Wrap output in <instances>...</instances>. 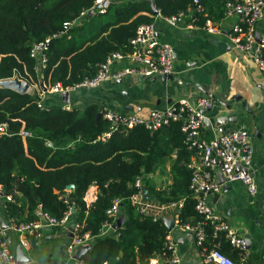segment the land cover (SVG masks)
Listing matches in <instances>:
<instances>
[{
	"label": "trees",
	"instance_id": "16d2710c",
	"mask_svg": "<svg viewBox=\"0 0 264 264\" xmlns=\"http://www.w3.org/2000/svg\"><path fill=\"white\" fill-rule=\"evenodd\" d=\"M95 1L0 0V80L17 77L28 83L39 79L46 87L57 83L74 86L93 76L97 65L110 54L128 52V40L137 26L155 19L147 0H110L104 13L96 11L87 16ZM198 1L206 16L199 15L197 24L203 25L206 18L222 20L225 4L234 0ZM191 3L154 0L158 14L164 18L186 11ZM81 12H86L85 16L81 17ZM95 16L97 20L86 23ZM78 17L79 23L64 31V24ZM54 34L57 36L50 39L44 51L46 61L39 63L29 54L32 43ZM39 65L41 69L37 70ZM39 100L34 92L20 94L0 87V123H7V132L0 136V186L14 198L6 204L9 217L17 222L31 220L35 217L33 210L40 205L60 218L71 208L73 220L82 225L80 232L97 237L105 210L113 200L135 192L134 181L140 178L151 202H181L179 224H193L199 219L190 189L193 153L187 149L181 121L152 132L142 125L114 130L96 105L67 110L52 104L40 109ZM21 131L29 135L22 136ZM108 131L110 136L103 141L100 137ZM61 139H70L72 144L51 145V141ZM172 155L170 183L155 187L147 175ZM92 184L98 194L87 206L83 197ZM68 185H72L70 190H66ZM120 210L124 221L117 230L119 236H103L93 242L81 258L83 264H149L151 257L163 252L164 257L171 256L165 246L169 231L163 220L154 221L138 213L125 200ZM207 228L205 244L221 240V250L237 261V250L222 237L212 238ZM29 242L27 251L36 243L34 238Z\"/></svg>",
	"mask_w": 264,
	"mask_h": 264
},
{
	"label": "built area",
	"instance_id": "2783aa9c",
	"mask_svg": "<svg viewBox=\"0 0 264 264\" xmlns=\"http://www.w3.org/2000/svg\"><path fill=\"white\" fill-rule=\"evenodd\" d=\"M104 1L96 0L94 7L90 10L104 13L107 6L103 5ZM107 2L109 3L110 0ZM225 8L223 19L235 16L226 31L222 32L224 29L223 20L213 21L206 18L202 27L210 34L225 33L233 48L240 53L247 54L254 66L264 75V27H259V22L263 19L264 14V0L229 1L225 4ZM85 14L86 12L80 13L81 17ZM201 14H204V8L198 0H192L186 11L165 17V19L175 23L183 21L187 17L190 23L195 25ZM76 20L66 22L63 26L64 31L76 23ZM56 36L57 34H54L52 37L32 43L30 56L37 59L39 63H44L46 61L44 51L50 39ZM128 43L130 46L128 52L110 54L104 62L97 65L93 76L85 77L78 84L69 87H63L60 83L52 87L42 85L44 92L61 93L64 91L72 92L79 88H95L107 81L128 74L142 77L174 74L173 48L158 39L153 22L138 25L135 34L128 40ZM117 60H127L131 64L114 69L112 66ZM212 99L213 96L210 93L198 96L194 101L183 98L162 109L152 108L145 115L126 114L108 108L100 110L102 117L110 122L114 130L119 127L129 129L142 125L153 131L171 122L181 121L180 129L185 136L187 149L192 151V160L196 161V165L189 164L192 169L190 189L196 201L195 211L199 215V219L193 224H179L178 212L181 208V202L155 204L150 199H145L142 192L144 188L142 180L137 178L133 184L135 192L127 197L113 200L105 210L106 218L101 224L98 236H119L118 229L114 228V225L116 218L122 214L121 203L125 200L133 205L138 213L148 215L154 221H164L167 219V214L170 213V218L174 223L192 235L194 244L199 249L205 264H244L247 255L245 238L238 234L236 229L227 221L220 218L207 202L206 196L220 191V185L215 179L217 170L222 173L225 180H239L246 185L248 192L256 193V180L249 172L252 164V147L246 132L239 128L221 132L211 139L203 136L202 128L205 125L203 110L213 101ZM37 105L40 109H44V106L39 102ZM62 107L66 109L64 105ZM6 132L7 123H0V136ZM20 134L22 136L29 135L26 131H21ZM109 136L110 131L104 133L101 138L105 139ZM13 201L12 194L6 193L0 186V264H20L15 255L17 246L28 257L25 251L30 248L29 238H34L35 245H38L44 236V229L66 228L70 221H73L72 229H70L72 237L66 246L67 258L70 263L75 260L76 264H83L81 259H74L73 256L79 248L86 245L90 246L91 240L96 236H91L88 232H80L82 225L73 220L71 208L66 210L62 217L56 218L45 212L40 205H37L33 210L35 215L33 219L17 222L6 213L7 202ZM207 227L211 230L212 238L220 239L222 237L233 249L237 250V261L221 250V240H216L209 245L205 244L208 236ZM108 231L112 232V235H106ZM165 246L170 251L171 256L164 257L165 252H163L151 257L149 264H164L163 261L167 264L178 263L179 260L174 254V242L169 233L165 237ZM50 264L57 263L52 262ZM103 264L108 263L103 262Z\"/></svg>",
	"mask_w": 264,
	"mask_h": 264
},
{
	"label": "crops",
	"instance_id": "0c3cea01",
	"mask_svg": "<svg viewBox=\"0 0 264 264\" xmlns=\"http://www.w3.org/2000/svg\"><path fill=\"white\" fill-rule=\"evenodd\" d=\"M234 18L222 19V32L226 31ZM153 23L158 39L173 48L172 79L128 74L99 87L79 88L69 92L68 103L62 102L60 93H45L42 86L44 83L40 84L39 79L37 83H29L31 93L36 92L40 97L39 103L44 106L59 104L67 110H83L89 105H96L99 110L108 108L139 115L147 114L152 108L162 109L183 98L194 101L198 96L209 93L213 96L212 100L228 104L229 108H225L213 102V110L205 115L210 125L205 123L202 134L211 139L232 129L239 128L246 132L252 147L249 172L256 180L257 190L251 194L241 181H227L217 170L215 179L220 185V191L207 194L206 200L222 220L227 221L245 238L247 255L244 264H264V75L247 54L233 48L225 33L210 34L202 25L190 23L187 17L183 21L171 23L157 14ZM259 27H264V14ZM130 64L127 60H117L112 67L118 69ZM40 69L39 65L37 70ZM99 115L96 114L95 119ZM71 144L70 139L51 141L54 147ZM173 156L159 164L155 172L147 175L155 187H164L170 183L169 168ZM192 157L190 164L196 165ZM161 178L165 179L164 185H160ZM97 194V186L90 185L83 197L87 206L94 202ZM166 217L171 219L170 213ZM72 224L73 221H70L66 228L44 229L39 244L27 251L30 261L26 264H76L75 260L70 263L66 254V246L72 237ZM169 234L174 242V254L179 260L177 264H205L190 233L174 223ZM106 235H112V232L108 231ZM101 237H94L91 242ZM43 245L49 247L41 251Z\"/></svg>",
	"mask_w": 264,
	"mask_h": 264
},
{
	"label": "water",
	"instance_id": "95a60500",
	"mask_svg": "<svg viewBox=\"0 0 264 264\" xmlns=\"http://www.w3.org/2000/svg\"><path fill=\"white\" fill-rule=\"evenodd\" d=\"M147 1L150 3V7L152 9L153 15H157L158 14V10L156 9V7L154 5V0H147ZM107 4H108V2H107V0H105L103 5H107ZM93 13H94L93 10H89L88 13H87V16H90ZM79 21H80V19H77L76 23H79ZM172 78H173V74L161 75V79L162 80H167V79H172ZM0 87L16 91V92H18L20 94H26V93H28V91L30 89V85H29L28 82H26L25 80L19 79L17 77H12V78H9V79L0 80ZM60 94H61L62 102L63 103H68L69 92L64 91V92H61ZM213 102H218L219 104H221V106H224L225 108H229V105L224 103V102H222L221 100H215V101L213 100L203 110V113L205 115L209 111L213 110V107H214ZM205 123L210 125V120H209V118L207 116H205ZM71 188H72V185H68L66 187L67 190H69ZM142 192H143V194L145 196V199H147V200L150 199V196L147 195V189L146 188H143ZM71 212H73V209L71 210ZM123 221H124L123 214H119V216L116 218L114 228L119 229L121 227V225L123 224ZM164 224H165V226L167 227V229L169 231V230H171L173 228L174 222H173L172 219H168L167 218V219H164ZM89 248H90L89 245H86V246H83L82 248H79L75 252L73 258L74 259H81L83 254L85 252H87L89 250ZM15 255H16L17 261L20 264H25V263L29 262V258L24 254V252L22 251V249L19 246H17L16 249H15Z\"/></svg>",
	"mask_w": 264,
	"mask_h": 264
},
{
	"label": "rangeland",
	"instance_id": "374dc122",
	"mask_svg": "<svg viewBox=\"0 0 264 264\" xmlns=\"http://www.w3.org/2000/svg\"><path fill=\"white\" fill-rule=\"evenodd\" d=\"M97 17H98V16H95L93 19H89V20H87L86 23L88 24V23L91 22V21L97 20ZM87 24H86V25H87ZM40 81H41V80H40ZM36 83H37V82H36ZM40 84H42V81H41ZM29 91H30V93L32 92L31 89H30ZM35 93H36V92H35ZM164 181H165V179H164V178H161V183H160V185H164V183H165ZM44 247L48 248L49 246H48V245H43L41 251H43ZM25 253H27V251H25ZM34 255H35V254H33L32 259H34ZM55 257H56V255H55Z\"/></svg>",
	"mask_w": 264,
	"mask_h": 264
},
{
	"label": "clouds",
	"instance_id": "9594fccd",
	"mask_svg": "<svg viewBox=\"0 0 264 264\" xmlns=\"http://www.w3.org/2000/svg\"><path fill=\"white\" fill-rule=\"evenodd\" d=\"M63 108V107H62ZM64 109V108H63Z\"/></svg>",
	"mask_w": 264,
	"mask_h": 264
}]
</instances>
